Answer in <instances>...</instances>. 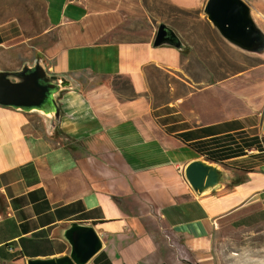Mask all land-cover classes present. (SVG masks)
I'll return each mask as SVG.
<instances>
[{"label":"crops","instance_id":"obj_1","mask_svg":"<svg viewBox=\"0 0 264 264\" xmlns=\"http://www.w3.org/2000/svg\"><path fill=\"white\" fill-rule=\"evenodd\" d=\"M37 1L54 40L29 68L6 67L0 25V75L47 91L0 104V264L69 255L74 223L103 241L89 264H222L226 220L264 213V93L248 80L264 65L245 68L208 0ZM244 1L264 32V0ZM162 24L180 48L154 45ZM198 160L219 188L187 183Z\"/></svg>","mask_w":264,"mask_h":264},{"label":"water","instance_id":"obj_2","mask_svg":"<svg viewBox=\"0 0 264 264\" xmlns=\"http://www.w3.org/2000/svg\"><path fill=\"white\" fill-rule=\"evenodd\" d=\"M208 20L221 36L242 51L264 55V32L257 26L250 5L244 0H208L205 7ZM156 47H181L177 35L168 26H159ZM36 74L27 83H15L0 75V104L30 107L43 103L47 91L36 83ZM264 131V122H263ZM185 179L196 193L215 190L224 180V172L210 161H194L185 168ZM65 237L71 246L69 255L29 260L28 264H89L103 249V241L92 225L74 223Z\"/></svg>","mask_w":264,"mask_h":264},{"label":"rangeland","instance_id":"obj_3","mask_svg":"<svg viewBox=\"0 0 264 264\" xmlns=\"http://www.w3.org/2000/svg\"><path fill=\"white\" fill-rule=\"evenodd\" d=\"M44 11L43 4L37 0H0V25L12 22L8 27L13 32L9 46L15 45L4 58L7 68L17 71L29 68V64L40 56V51L53 43L52 34L42 36L47 29ZM257 18L263 17L258 15ZM242 52L246 56L245 68L264 65V55ZM248 80L254 88L262 83L260 88L264 93V69L254 72ZM262 97L264 95L261 100ZM32 119L40 127V118L34 116ZM55 139L61 140L59 137ZM219 251L222 264H264V213L244 211L228 218L223 225Z\"/></svg>","mask_w":264,"mask_h":264}]
</instances>
